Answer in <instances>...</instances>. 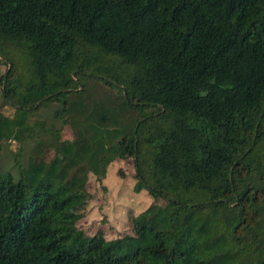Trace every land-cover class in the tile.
<instances>
[{
	"label": "trees",
	"instance_id": "obj_1",
	"mask_svg": "<svg viewBox=\"0 0 264 264\" xmlns=\"http://www.w3.org/2000/svg\"><path fill=\"white\" fill-rule=\"evenodd\" d=\"M0 65V264H264V0H0ZM118 159L152 202L89 236Z\"/></svg>",
	"mask_w": 264,
	"mask_h": 264
},
{
	"label": "rangeland",
	"instance_id": "obj_2",
	"mask_svg": "<svg viewBox=\"0 0 264 264\" xmlns=\"http://www.w3.org/2000/svg\"><path fill=\"white\" fill-rule=\"evenodd\" d=\"M4 71L5 66L0 65V78ZM1 94L2 83L0 81V97ZM3 111L9 116L14 114L13 107L8 104L3 106ZM62 138H74L73 131L70 127L64 130ZM11 147L14 149L16 143L13 142ZM65 152L66 149L63 143L59 144L54 149H50L44 157L45 164L53 166L56 170ZM114 163L116 165L118 164L117 162ZM114 163L110 165L111 168H109L107 174V187L99 184L96 176L92 174L87 185H85L84 188H79L83 190L84 199H87V195L89 199L88 206L78 207L80 202L76 199L73 200L75 204L74 210L78 215L77 224L83 228L89 236L101 232V237L106 240L116 237V232L109 227L113 216L120 221L123 220V218H128V227L132 228V219L134 215L144 211L152 202V198L147 191L140 193L134 191L133 187L136 182L134 161L132 159L123 161L121 159L119 161L120 166H117L115 169L114 166H112ZM157 203L165 205L163 201ZM95 230L97 233L94 232Z\"/></svg>",
	"mask_w": 264,
	"mask_h": 264
},
{
	"label": "crops",
	"instance_id": "obj_3",
	"mask_svg": "<svg viewBox=\"0 0 264 264\" xmlns=\"http://www.w3.org/2000/svg\"><path fill=\"white\" fill-rule=\"evenodd\" d=\"M120 160L121 159L117 160V163H118L117 166H120L119 165V161ZM123 161H125V160H123ZM106 184H107V180H106ZM109 227L116 232V237L115 238H117L119 235H123V234H125L127 232L128 228H129L128 227V218L127 219L123 218V220L120 221V220H117V218H115V216H113L112 220L110 221V226ZM94 232H97V231L95 230ZM112 239H114V238H112Z\"/></svg>",
	"mask_w": 264,
	"mask_h": 264
}]
</instances>
